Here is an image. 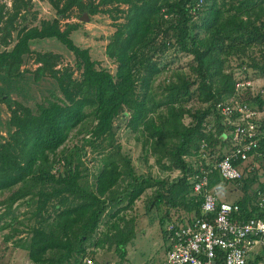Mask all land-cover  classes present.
Masks as SVG:
<instances>
[{"label":"trees","instance_id":"obj_1","mask_svg":"<svg viewBox=\"0 0 264 264\" xmlns=\"http://www.w3.org/2000/svg\"><path fill=\"white\" fill-rule=\"evenodd\" d=\"M47 1L55 17L30 27L22 26L23 21L18 23L30 0H14L11 8L0 3V102L9 112L5 119L0 116V193L11 191L5 200L7 210L28 196L26 201L34 205L31 216L35 222L24 244L32 264H84V258L93 253L90 246L101 241L96 234L106 211L124 201L130 206L148 188H158L155 203L162 201L170 208H181L172 217L175 221L179 222V215L185 211L202 215V197L196 199L189 194L187 174L194 170V162L200 165L199 174L210 166L204 160L200 164L202 145L213 149L219 144L220 152L213 158L216 162L222 148L230 144L222 137L232 127L223 125L216 105L234 99L248 100L259 107L264 104L260 95L252 96L248 88H237L239 77L225 70L228 60L235 58L240 76L264 77V0H201L200 6V0ZM73 8L90 16L115 12L121 16L112 19H124L116 24L105 49L116 64L114 72L99 66L89 48L71 38L79 27L77 22L65 21ZM14 30L17 32L12 39ZM202 31L206 37L199 35ZM43 38H56L64 44L74 55V66L56 68L60 54L33 52L31 41ZM169 48L191 56L194 76H181L164 84L167 92L176 94L174 100L158 112L157 119H148L151 80L167 66L158 56ZM32 53L37 64L33 80L47 76L56 84L36 110L11 97L13 91L22 88L21 66L24 57ZM75 69L80 72L79 78L73 76ZM193 97L201 105L194 110L184 109V100ZM122 113L128 115L127 126L142 136L143 158L151 154L163 170L177 169L175 178L134 171L131 159L121 153L112 128ZM184 113L190 117L187 123ZM209 115L213 119L208 120ZM85 121L90 124L81 128ZM74 129L77 134L85 130L83 134L89 136H84L81 144L60 151ZM86 145L100 157L90 174L87 163L94 158H84ZM258 151L264 158V140ZM193 156L198 159L191 160ZM212 176L210 185L220 179L217 173ZM256 180L255 173L240 180L244 191L236 203L244 211L251 201L246 188ZM254 211L242 216L252 217ZM108 224L117 226L114 221ZM129 238V230L116 237L121 253Z\"/></svg>","mask_w":264,"mask_h":264},{"label":"rangeland","instance_id":"obj_2","mask_svg":"<svg viewBox=\"0 0 264 264\" xmlns=\"http://www.w3.org/2000/svg\"><path fill=\"white\" fill-rule=\"evenodd\" d=\"M14 0H0V3H4L7 8H11V4ZM201 2L198 1L197 5ZM22 7V6H21ZM27 12L21 11L24 15L18 17V23L23 21L22 26L25 24L30 27L39 24L43 19H53L55 17V10L51 7L47 0H30V6L26 5ZM121 7H126L121 4ZM86 12H80L79 9L73 8L70 17L65 21L77 22L79 27L71 33V38L74 42L81 46L89 48L91 58L96 60L99 66L114 72L116 64L105 54L106 45L113 38V33L116 30V24L123 22L122 17L118 19H112L111 16H121L117 13L108 15L107 13H97L90 16ZM20 25V24H19ZM19 28V26H18ZM16 30L12 31V39L15 38ZM1 34V32H0ZM201 37H206V32H200ZM10 47V46H9ZM30 48L33 52H45L52 51L60 54V61L56 68L64 65L74 66V55L69 51L64 44L58 41L56 38H43L32 40ZM257 48V47H255ZM183 51L178 48H169L163 55H159V61L166 64L161 72L155 75L148 90V106L151 112L146 115V118L157 119L158 112L174 100L175 93H169L164 89V84L168 81L179 80L181 76L193 77L191 66V56L184 55ZM257 52H255L256 54ZM34 53L26 55L24 57L21 69L23 71V77L20 84L21 90L13 91L11 97L13 99L23 102L26 106L36 110L37 104L42 103L49 96V89H54L56 84L50 77H43L37 81L33 80V69L37 67L34 61ZM158 59V58H157ZM237 61L232 58L226 64L225 70L236 71ZM80 72L75 69L73 76L79 78ZM236 76H240V73H235ZM251 76V75H250ZM256 77V76H254ZM245 77L242 76V79ZM259 78V77H257ZM255 79V78H253ZM252 79V80H253ZM254 82L256 80H253ZM20 92V93H18ZM181 98V97H179ZM187 98V97H185ZM184 109L197 108L201 105L196 97L183 102ZM8 110L4 103L0 102V116L5 119L8 117ZM129 115V112H128ZM128 115L126 113L119 114L113 121V131L115 138L121 146V153L128 156L137 174H151L155 177L165 178L169 180L175 178L179 172L177 169L163 170L155 162V157L148 154L144 159L142 151L141 138L137 131H133L127 126ZM184 122H189V115L184 113ZM207 119H213L212 115H209ZM242 122V120L240 121ZM239 122V123H240ZM85 121V125H81V128H86L89 125ZM212 126V124H209ZM142 130L141 125L138 127ZM214 131V129H213ZM3 132V131H2ZM83 130L77 134L74 129L67 141L60 146V151L63 149H70L76 143L81 144L82 138L88 137L89 134ZM4 133V132H3ZM139 138V139H137ZM231 147V144L222 148V153L227 152ZM213 149L205 150V158L209 165H212L214 156L218 155L219 144L212 146ZM86 154L84 158L87 160L94 158V161L87 163L89 168V174L94 171L99 163V155L91 153V147L86 145ZM195 157H192L193 160ZM262 159V158H261ZM166 162V160H163ZM250 166H254V170L251 173H257L261 176L264 173V160L249 158L242 164L245 170ZM248 173V172H246ZM250 174V172L248 173ZM90 180L92 177L90 175ZM259 180V179H257ZM121 181V180H120ZM125 183V182H124ZM122 185V184H121ZM216 188V195L221 201L236 202L242 194V181H224L221 178L218 183L214 184ZM121 187V186H120ZM246 188V191L253 190L256 187L255 183H250ZM15 188V187H14ZM158 188L151 187L146 189L130 206H126L127 202L124 201L122 205L111 209H108L102 217L101 226L99 227L96 236L101 238L99 244L91 245L89 250L93 253L88 256L92 259V264H161L164 258V253L167 246L170 244L167 239V233L165 226L172 217L179 214L181 208H170L164 202H156L155 199L158 196ZM11 193L10 190H6L0 193V264H32L28 256V251L25 249L24 244L29 241L30 227L35 222L31 216V210L34 208L33 204L26 201L28 197L21 198L16 201L10 210H7L6 198ZM123 208L116 216H112L111 213L115 210ZM167 215L165 216V214ZM110 214V215H109ZM182 212L179 216L185 215ZM168 220V221H167ZM109 221H114L117 226L110 227ZM167 221V222H166ZM16 228V229H13ZM129 230L130 238L123 249V253L120 252L116 244V237L124 231ZM107 236V239H104Z\"/></svg>","mask_w":264,"mask_h":264},{"label":"built area","instance_id":"obj_3","mask_svg":"<svg viewBox=\"0 0 264 264\" xmlns=\"http://www.w3.org/2000/svg\"><path fill=\"white\" fill-rule=\"evenodd\" d=\"M238 72L240 68L237 67L234 75ZM238 77L237 88H248L252 96L260 95L264 101V77ZM216 108L223 125L232 127L229 134L222 137L231 147L201 174L198 173L200 165L194 162V170L187 174L191 186L189 194L196 199L202 197V215L185 211L179 222L175 219L167 222L170 244L161 264H250L249 256L258 254L261 256L258 264H264V189L256 185L247 191L251 201L244 211L236 202L221 201L216 195L217 187L210 185L214 173L224 181H240L253 172L254 166L246 171L242 164L254 155H261L258 150L264 140V104L259 107L248 100L234 99L228 103L220 102ZM204 146H201L199 160L209 165L205 158V150L209 148L204 149ZM253 210L254 216H242ZM257 213L261 216H256ZM88 256L84 258V264H92Z\"/></svg>","mask_w":264,"mask_h":264},{"label":"crops","instance_id":"obj_4","mask_svg":"<svg viewBox=\"0 0 264 264\" xmlns=\"http://www.w3.org/2000/svg\"><path fill=\"white\" fill-rule=\"evenodd\" d=\"M253 159H257V161L259 162L260 160H264V158H260L259 155H254L252 157ZM256 178L259 179V180H256L254 183L257 185V186H261L263 187L262 189H264V173L263 175H259L258 172L256 173ZM164 256H165V253H164ZM164 259V258H163ZM261 260V256L258 254V255H255V256H252L250 255L249 256V261H250V264H258V262Z\"/></svg>","mask_w":264,"mask_h":264},{"label":"water","instance_id":"obj_5","mask_svg":"<svg viewBox=\"0 0 264 264\" xmlns=\"http://www.w3.org/2000/svg\"><path fill=\"white\" fill-rule=\"evenodd\" d=\"M83 15H85V16H86V13H84Z\"/></svg>","mask_w":264,"mask_h":264}]
</instances>
